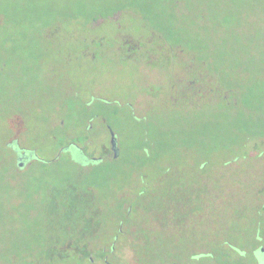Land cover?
Listing matches in <instances>:
<instances>
[{"label": "rangeland", "instance_id": "obj_1", "mask_svg": "<svg viewBox=\"0 0 264 264\" xmlns=\"http://www.w3.org/2000/svg\"><path fill=\"white\" fill-rule=\"evenodd\" d=\"M168 15L175 28L164 43L169 66L150 54L151 35ZM125 36L137 45L127 61ZM200 74L213 78L200 100L218 102V88L239 102L237 116L187 108L179 92ZM254 128L264 130V0H0V262L52 264L65 253L63 241H45L44 258L25 252L38 236L61 240L63 229L81 247L67 245L70 253L95 247L79 241H120L117 197L129 199L141 186L145 202L168 185L182 189L169 212L178 224L194 214L213 222L191 230L196 250L212 239L248 244L250 192L264 190V137L250 141ZM13 142L43 161L14 176ZM69 142L83 149L76 159L63 149ZM198 174L230 199L208 207L184 199L202 190ZM163 205L154 216L170 219ZM130 222L133 231L149 227V241H163L157 220L135 214Z\"/></svg>", "mask_w": 264, "mask_h": 264}, {"label": "flooded vegetation", "instance_id": "obj_2", "mask_svg": "<svg viewBox=\"0 0 264 264\" xmlns=\"http://www.w3.org/2000/svg\"><path fill=\"white\" fill-rule=\"evenodd\" d=\"M133 40L127 36L122 37L120 42L124 44H128ZM133 46H126V50L123 53V60L127 61L131 59L130 51ZM121 53V52H119ZM134 57H132L133 59ZM157 59L160 60L161 57L157 56ZM9 80L8 78L4 79V81ZM186 91H181L180 96L184 98V103L187 105V108H199L203 100H200V96L205 92L204 85L196 84V82H188L186 83ZM208 86V85H207ZM187 92L190 93V96L187 95ZM210 92V89H209ZM87 131H91L92 127H86ZM109 132V129L107 127ZM110 136V134H109ZM74 144V143H73ZM78 145V144H76ZM79 150H83L82 147H77ZM17 166L28 170L31 167L32 162L36 161L37 159L31 157V155L26 151H20V153L16 157ZM194 179H199V182L205 183L201 186V189L197 190V196L194 198L183 197L188 202L193 203L195 202L196 205H205L208 207L209 205L205 204L210 202H215L216 199L220 197L223 199L225 198L228 201L232 194L226 190L224 191L222 188L218 187L216 191H213L211 186L207 183L205 179V175L200 174L198 177ZM251 183V182H250ZM249 183V184H250ZM207 194V197H203L201 194ZM141 193H145L144 196L141 197L144 200L147 191H139ZM181 192L178 188L176 189H165L161 192L157 200V212H161L164 209L163 204H169L170 207H166L167 213H172L174 215L176 213V205L181 204L179 202L178 197L174 195V193ZM164 193V196L162 194ZM219 197V198H218ZM250 201L253 206H251V212L249 215L252 217L251 225L255 228V233L253 236V240H250L248 244L244 246L238 247L235 246L233 243L226 241L224 238H221L222 241H214L208 240L204 241V244L199 250H196L197 244L196 241H191L190 239V232L193 229H201V228H214L213 222L206 220L205 217L199 216L196 217L195 214L193 216H189V222L178 224L177 220H174L172 217L169 218L165 217L164 215L160 214L159 221L157 222L158 230L164 236L163 241L158 242V251L157 254L159 255L158 264H264V238L259 236V226H261L263 220L262 217L264 216V190L258 191L256 189L251 190L250 192ZM138 198L137 195H133L130 197V201L133 202ZM220 200V199H219ZM239 201V200H238ZM221 203V201H220ZM173 205V206H172ZM248 215V216H249ZM175 218V216H173ZM194 217H196L194 219ZM193 222V224H199L195 227H191L188 223ZM122 225H120V232H122ZM189 227V228H188ZM191 227V228H190ZM189 229V230H188ZM195 231V230H194ZM199 231V230H197ZM195 233V232H194ZM125 235L121 238L120 241H79V243H87L92 244L95 247L91 250V252H87V254L81 253H66V258L74 259L82 264H138V258L136 256V249L134 243L137 238L130 237V234L126 231L123 232ZM183 238V240H181ZM180 239V241H176ZM153 243V242H152ZM151 243V244H152ZM155 246V244H154ZM85 250V249H83ZM127 250L130 252V259H127ZM246 257V259H244Z\"/></svg>", "mask_w": 264, "mask_h": 264}, {"label": "trees", "instance_id": "obj_3", "mask_svg": "<svg viewBox=\"0 0 264 264\" xmlns=\"http://www.w3.org/2000/svg\"><path fill=\"white\" fill-rule=\"evenodd\" d=\"M166 18L168 19L169 24L167 23V24H164L163 26H159V28H157V30H155V33H152V35H151V40L154 43V46L151 47L150 54H156L157 56H160L163 64L169 66L170 56H169V54H167L165 52V49L167 47L164 45V43L166 42V40L171 41L169 37H171V35L175 32V28L173 25H172V27L170 26L171 23L169 20V15L166 16ZM95 20H96V18L93 20V23L95 22ZM94 27H97V26H94ZM160 30H162L163 33ZM136 40H139V38ZM135 43H136L135 40H133L132 42L128 43L127 45L137 47V45ZM121 44L124 46H127L124 43H121ZM172 44H174V43H172ZM177 53L181 54L180 51H178ZM153 61H154V59L152 60L151 63L155 64L156 62H153ZM211 79L213 80V78L207 74H203V75L200 74V75H196L194 78H191V82H196V84H200V85H202L204 82L208 86H210L209 80H211ZM4 83L9 87L12 84V81L6 80V81H4ZM214 90H216L217 93H220V96H221L220 100L218 102L213 101V103H212V100L208 101V102H206V101L202 102L201 103L202 105H200L198 110H202V107L207 105V106H210V107L217 109V110H219V108H221L225 111L224 112L225 114L235 116L236 114H233L232 110H234V108L238 109L239 107H241V105H239V102L238 101L236 102L233 100L229 101L228 97H227L228 96L227 92H224V91L220 92V89H218V88L217 89L215 88ZM210 92H212L211 89H210ZM249 102H250V104H252V102L250 100H249ZM243 105H244V103H243ZM90 120H91L90 117L89 118L87 117L86 122L89 124ZM88 124H86V127H88L87 126ZM106 128H107V126H106ZM254 129L256 131L254 130L253 134H249L250 141L253 139H256V137H259V138L264 137V130L262 131V130H258L256 128H254ZM86 132H88L87 128H86ZM73 143L74 142H69L67 144V146H65V148H63V149L68 150V149L72 148V152L70 153L69 156L72 159H76L78 156H80L81 150H79L77 148L80 146L76 145V143H74V144ZM9 149H10V151L13 152V158H14L13 170L15 172L14 176H17V177L20 175L23 176L24 172L29 170V169L25 170V169L17 166L16 157L20 153V151H26L27 154L30 153L31 157L36 158L37 159L36 161H38V162L43 161L41 156L34 155L32 153V151L24 150L23 148L19 147L14 142L10 143ZM113 159H115V158H113ZM98 160H100V159H98ZM98 160H92V161H98ZM36 161H34V162H36ZM198 175H200V174H198ZM170 181L171 180H168V183ZM141 187L142 188L140 190H137L138 192L136 195L138 196V198H136V200L133 202L130 201L131 200L130 198L128 199L125 197H119V196L117 197V200L120 202L121 210L119 211V216L116 219L118 221L117 222L118 225L115 229V235L117 234L119 237L120 236L124 237L125 235L123 234V232L126 231L130 234V237H133L135 239L137 238V240H139V241H136L134 243V246L136 249L135 253H136V256L138 258V260H137L138 264H158L159 255L157 254L158 251L156 250V248H158V242L157 241H149L148 236L146 234V232H147L146 230L149 227H144V224H141V223L133 225V226H135L137 231L135 230V228L133 231L131 229L132 226L129 227V224H131V222H130L131 217H132V215H135V214H145V216H147L148 219H149V217H151L152 219L157 220V222L159 221L158 214H157V216H154L155 212H157V200L159 197H157L155 199H150V201L145 202L144 200H142L143 198L141 197L142 195L144 196L145 193H141L139 191H147V190L145 187H143V186H141ZM167 189H170L169 185H168ZM179 190H182V189H179ZM126 200H129V203ZM262 220H263V222H262L261 226H259V236L264 238V216L262 217ZM152 224H154V223H152ZM120 225H122V227H121L122 232H120V230H119ZM125 226L127 227L126 229H125ZM61 232H62L61 234H64L65 237H62V236L56 237V238H60L61 240H54L53 237H51L50 235H48L47 237L46 236L45 237L44 236H42V237L38 236V240H40V242L36 244V247L27 249L26 250L27 252H25L26 256L36 255V256H38V258L41 256L44 258V256H46L45 250L47 249L45 246V243H46L45 241H48V242H50V241H63L60 244H58V247H59L58 249L62 248L63 251H65V253L63 255H61V254L56 255L55 254V258H54L52 264H82V262H79L77 260L66 258V256H65L66 253H70V252L66 251L65 247L67 245H70V242L73 240H72L71 236L68 235L69 233L66 229H63ZM158 232H159V230H158ZM66 236H68V237H66ZM181 240H183V238H181ZM54 244H56V243H54ZM154 244H155V246H154ZM70 246H72L73 248H75V247L81 248L80 246H77V245H70ZM82 249H84V248H82ZM85 251H87V250H85ZM87 252H89V251H87ZM90 252H91V250H90ZM18 255H19V252L17 254H15L14 258ZM38 261H40V258H39V260L36 259L32 264H44L43 263L44 261H42V260L40 262H38ZM0 264H9V262L4 259L2 262H0Z\"/></svg>", "mask_w": 264, "mask_h": 264}, {"label": "water", "instance_id": "obj_4", "mask_svg": "<svg viewBox=\"0 0 264 264\" xmlns=\"http://www.w3.org/2000/svg\"><path fill=\"white\" fill-rule=\"evenodd\" d=\"M108 129L110 133V145H111L112 157L117 158L119 156V151L116 145L115 136L114 133L110 130V128Z\"/></svg>", "mask_w": 264, "mask_h": 264}]
</instances>
